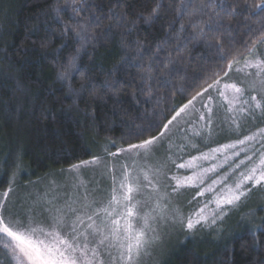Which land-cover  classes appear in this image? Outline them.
Here are the masks:
<instances>
[{
  "label": "snow or ice",
  "instance_id": "6c2138e0",
  "mask_svg": "<svg viewBox=\"0 0 264 264\" xmlns=\"http://www.w3.org/2000/svg\"><path fill=\"white\" fill-rule=\"evenodd\" d=\"M153 2L155 6L148 15L138 18L150 25L165 19L166 15L162 0ZM87 3L88 0H70L64 8L53 7V20L62 25V36L67 38L69 33L74 32L76 37L84 41L88 38L91 25L99 26L103 23L104 17L94 11L90 15L80 16L81 12L86 11L84 5ZM94 6L103 12L102 5ZM235 8L236 5H230L228 0H200L199 3L196 0H179L174 9L175 17L166 21L167 30L164 25L161 26V31H164L161 41L156 42L154 47L139 39L133 41L135 55L126 54L119 65L113 66L102 84L97 85L89 77L79 90L74 91L79 94L80 91L92 89L95 95L96 89L100 88L105 93L112 91L115 104L123 103L120 98L122 92L130 94L136 104L150 103L155 93L169 84L171 76L178 74L177 65L186 58L188 43L201 39L207 42L210 34L214 35L221 30L230 31L225 27L223 18L234 15ZM68 9L72 13L69 17L72 23L65 22L61 16ZM261 10L264 11V8ZM121 15L113 5L108 10L107 18L120 22ZM185 20L187 23H184ZM132 23L134 27L135 21ZM189 28L191 32H188ZM111 30L110 24L105 35L111 33ZM173 34L175 43L170 40ZM208 47L216 50L218 59L224 61L225 66L211 73L204 81L206 86L200 87L186 103L174 108L171 117H165L166 122L158 126L160 130L156 135L108 152V156L114 158L116 163L108 168L111 185L106 200L86 202L85 196V202H81L68 198L62 207H57V198L54 197L45 201L47 207L43 211L48 214L46 221H35V211L29 209L24 214L26 223L20 213H13L8 208L16 179V172L12 173L8 187L0 193V245L11 261L15 264H138L142 249L150 243L148 234L154 231L151 223L167 219L166 213L171 210L170 198L180 189H197L189 201L190 205L197 204L195 210L187 216H181V223L192 231L198 226L204 228L216 225L226 214L225 205L238 207L254 187L264 186V151H253L248 155V148L241 147L254 143L264 149V127H258L242 139L238 137L234 143L209 148L208 153L201 152L200 155H193L191 159L177 163L178 159H183L186 149L199 151L197 143L193 141L198 139L202 142L206 135H212L219 109L230 114L227 127L237 133L240 128L237 114L254 117L259 111L264 120V36L244 42L242 48L231 44L226 47L219 39L214 45L209 43ZM75 61L76 57L73 56L67 65L62 66V70L57 73L59 80L69 79L74 71H82L77 68ZM137 68L140 69L139 73L132 71ZM233 72L242 73L243 79L238 83L234 81L230 75ZM117 73L120 75L117 76ZM197 103L200 108H196ZM182 122L187 125L186 129ZM174 128L184 132L182 143L178 145L172 143L171 133ZM109 143L116 147L115 141ZM165 143L167 149L161 157L158 153ZM229 150H235L231 156L227 155ZM242 152L245 153L244 159L238 162L233 159ZM257 155L260 157L258 163L253 160ZM174 156L176 159H173ZM220 157H223V163L204 169L205 173L216 174L207 186H203L205 180L198 173L183 177L175 173L169 175L173 168L192 169L197 167V161ZM100 161L101 157L93 156L90 160L73 164L68 171L78 172ZM246 161L252 163V167L247 173L240 172L242 179L234 187L229 185L232 173L245 165ZM20 167V163H17L16 168ZM218 186L228 189L231 194L226 197L214 196L202 206L197 203L198 197H203L205 193L214 194ZM209 203L216 205L210 210V215L205 213ZM257 227L264 231V224ZM39 236L45 237L48 242L38 239Z\"/></svg>",
  "mask_w": 264,
  "mask_h": 264
},
{
  "label": "trees",
  "instance_id": "16d2710c",
  "mask_svg": "<svg viewBox=\"0 0 264 264\" xmlns=\"http://www.w3.org/2000/svg\"><path fill=\"white\" fill-rule=\"evenodd\" d=\"M67 3L70 0H0V193L14 171L20 182L28 183L31 178H44L90 160L98 156L99 148L112 152L115 147L110 141L126 147L156 135L165 117L170 118L174 108L206 86L204 81L212 72L225 66L209 43L214 45L219 39L226 47L242 48L244 42L264 36V0H228L236 5L235 14L223 18L230 31L210 34L207 42L190 41L186 58L177 65L178 74L171 76L150 103L136 104L130 94L122 92L123 103L115 104L111 90L105 93L97 88L95 95L92 89L79 94L74 90L89 77L102 84L126 54L135 55L133 41L154 47L164 38L161 26L167 30L166 21L175 17L179 0H162L165 19L151 25L138 18L148 15L155 6L153 0H88L80 16L94 11L104 19L99 26H90L84 41L74 32L62 36V25L53 20V7L64 8ZM95 4L103 6L102 13ZM113 5L122 14L120 22L107 18ZM71 15L70 9L61 13L68 23L73 22ZM110 24L112 30L106 36ZM174 36L171 43H175ZM73 56L82 71L59 80L58 71ZM132 71L139 73L140 69ZM262 224L264 210L241 212L236 220L208 233V238L179 243L161 264H264V231L257 227ZM0 256L2 264H12L2 245Z\"/></svg>",
  "mask_w": 264,
  "mask_h": 264
},
{
  "label": "rangeland",
  "instance_id": "374dc122",
  "mask_svg": "<svg viewBox=\"0 0 264 264\" xmlns=\"http://www.w3.org/2000/svg\"><path fill=\"white\" fill-rule=\"evenodd\" d=\"M230 75L237 83L240 79H243L242 73L233 72L230 73ZM195 106L196 108H200L199 103ZM193 115H198V113H194ZM229 116L230 114L224 112L223 109L217 110L215 117L216 127L212 131V135H206L202 142L198 139L193 141L197 143L199 151L191 148L186 149L183 154V159H178L177 163L189 160L193 155H200L201 152L208 153L209 148H215L221 144L234 143L238 137L242 139L245 135H250L252 132L256 131L258 127H264V120H262L259 111L256 112L254 117H245L244 115L237 114L236 119L240 124V128L238 133L233 132L227 127ZM182 126L185 129L187 128V125H183V122ZM183 135V131L174 128L171 133L172 143L174 145L182 143ZM120 147L121 146L116 144V147L112 150V152L117 151ZM241 147L248 148V155H251L253 151H264V149L260 148L259 144L254 143ZM166 149L167 143L160 148L158 155L163 157ZM98 150L99 154L97 155L101 157V161L97 165L81 168L78 172H69L68 169H66L62 172L45 176L44 178H31L28 183H22L20 182V177H16L13 185L14 190L9 197L10 202L8 204V208L13 213H20L27 223V218L24 214L27 213L29 209H33L35 211V221H46L48 214L43 211V209L47 207L45 201L51 200L54 197L57 198V207H62L68 198L74 200L78 199L81 202H85V196L87 198L86 202H91L93 200H106L111 185V174L108 171V168H110L112 164L116 163V161L114 158L108 156V152L111 151H106L102 148H99ZM232 151L235 150H229L227 155L231 156ZM188 153H190V155ZM244 158L245 153L243 152L239 157H233V159L237 162ZM259 158V155L255 156L253 158L254 162L258 163ZM173 159H176V157L174 156ZM220 163H223V157H220L219 159L201 160L196 162V168L187 170H177L173 168L169 175L175 173L177 176L183 177L185 175L192 176L194 173H198L205 180V184L203 186H207V184L211 183V178H215L216 174L211 172L205 173L204 169H210L213 164ZM118 167L119 165L117 164V168ZM251 167L252 163L246 161L245 165H242L240 169H237L232 173L231 179L228 181L229 185L234 187L235 183L242 179L240 172L247 173ZM28 178H30V176ZM196 190L197 189L195 187L183 188L180 189L178 193L171 196V210L166 213L167 219H159L158 221L151 223V227L154 231L149 232L148 234L150 237V243L142 249L138 264H161L163 257L168 254V251H172V249L176 248L179 243L184 242L187 238H208V233L213 231L215 232V230L217 231V229L221 226L227 225V223L232 220H236L237 217L241 216V212L243 214L248 210H264V186L254 187L247 197L242 199L238 207L233 208L225 205L224 210L226 214L222 220L217 221L216 225L204 228L198 226L196 229L189 231L181 223V216H187L195 210L197 204L194 203L190 205L189 201L192 200V196ZM230 194L231 193L228 189L223 186H218L217 191L214 194L205 193L203 197H198L197 203L202 206L205 202L212 200L214 196L226 197ZM215 207L216 205L214 203H209L205 213L210 215V210ZM173 212L176 213L175 217L173 216ZM38 239L45 240V237L39 236ZM45 242L47 243L48 241L45 240ZM2 261V257L0 256L1 264ZM11 263L15 264L14 261H11Z\"/></svg>",
  "mask_w": 264,
  "mask_h": 264
}]
</instances>
